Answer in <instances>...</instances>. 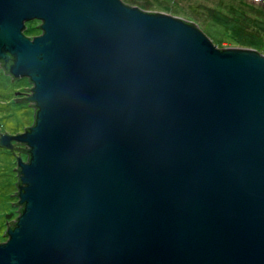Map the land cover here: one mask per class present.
<instances>
[{
	"label": "water",
	"instance_id": "1",
	"mask_svg": "<svg viewBox=\"0 0 264 264\" xmlns=\"http://www.w3.org/2000/svg\"><path fill=\"white\" fill-rule=\"evenodd\" d=\"M0 60L34 108L0 132L28 155L0 264H264V54L122 0H0Z\"/></svg>",
	"mask_w": 264,
	"mask_h": 264
},
{
	"label": "rangeland",
	"instance_id": "2",
	"mask_svg": "<svg viewBox=\"0 0 264 264\" xmlns=\"http://www.w3.org/2000/svg\"><path fill=\"white\" fill-rule=\"evenodd\" d=\"M122 1L129 5H135L142 10L161 11L184 19H194V22L217 47H247L264 54V9L252 8L238 0ZM246 1L255 6L264 7V0ZM40 24L39 19L27 20L22 31L26 36L32 38L42 32ZM30 25L33 27L30 28ZM248 34L252 36H247ZM5 79L8 85L7 90L3 88L2 82H0V132H22L24 127L31 125L34 120V109L29 104L31 102L27 100L23 103L18 101L15 106L14 103L11 104L5 98L6 96H8V100L11 98L12 88H21L22 91L32 93L31 89L25 88L31 87L32 83L25 76L19 77L13 82ZM24 108L28 109L25 111ZM12 142L14 144L16 141L12 140ZM20 146L26 147L23 144ZM12 150L0 146V153L6 151L8 154L7 158L0 155V242L7 238L6 233H4L7 229L5 221L14 219L19 214V210H16L19 205L14 204V201L18 200L15 183L18 180L17 169L13 168L17 165L16 155L19 154L23 161L27 160L25 151L22 152L18 148ZM4 178L5 181L1 182V179ZM9 214L10 216H7Z\"/></svg>",
	"mask_w": 264,
	"mask_h": 264
},
{
	"label": "flooded vegetation",
	"instance_id": "3",
	"mask_svg": "<svg viewBox=\"0 0 264 264\" xmlns=\"http://www.w3.org/2000/svg\"><path fill=\"white\" fill-rule=\"evenodd\" d=\"M8 64V63H7ZM2 76H4L5 78H7L10 82H13V81H16L18 78H14V77H12L9 73H8V71L6 70V68H5V65H4V62L2 61V60H0V82H1V78H3V79H5L4 77H2ZM6 80V79H5ZM0 89H1V86H0ZM18 89V90H17ZM1 91V90H0ZM12 96H11V98H9V100L7 99L8 98V96H6V100L8 101V102H10L11 104L12 103H14V105H15V103H17L18 101H20V102H24L25 101V99H26V97H28L26 94H27V92H25V91H22L21 90V88H12ZM7 102V103H8ZM16 106V105H15ZM30 106H32L33 107V103L31 102V105ZM34 109V108H33ZM19 132H21V131H19ZM6 133H9V134H15V133H10V132H6ZM16 133H18V132H16ZM13 143V142H12ZM14 146V148L13 149H15L16 147H19V148H22V152H24L25 150H23V149H25L26 147H21L20 145H22L21 143H18V142H14V144H13ZM24 145V144H23ZM26 153V152H25ZM11 221H14V219L13 220H11ZM11 221H9V223L11 222Z\"/></svg>",
	"mask_w": 264,
	"mask_h": 264
},
{
	"label": "bare ground",
	"instance_id": "4",
	"mask_svg": "<svg viewBox=\"0 0 264 264\" xmlns=\"http://www.w3.org/2000/svg\"><path fill=\"white\" fill-rule=\"evenodd\" d=\"M33 26H31L30 25V28H32ZM247 36H252L251 34H248ZM1 82H2V86H3V88H5V90H7V88H8V85H7V80H5V79H2L1 80ZM28 108H24L23 110H27ZM0 155L2 156V157H4V158H7V156H8V154H7V152L6 151H2L1 153H0ZM5 181V178L4 179H1V182H4Z\"/></svg>",
	"mask_w": 264,
	"mask_h": 264
},
{
	"label": "trees",
	"instance_id": "5",
	"mask_svg": "<svg viewBox=\"0 0 264 264\" xmlns=\"http://www.w3.org/2000/svg\"><path fill=\"white\" fill-rule=\"evenodd\" d=\"M240 3H242V4H244V5H247V6H249L248 4H246V3H244L242 0H238ZM250 7H252V6H250ZM253 8V7H252ZM257 9H259V8H257ZM260 10H262V9H260ZM188 21H194V19H190L189 18V20ZM23 150H27V148H25V149H23ZM27 158H28V155H27ZM20 208H21V206H20Z\"/></svg>",
	"mask_w": 264,
	"mask_h": 264
}]
</instances>
